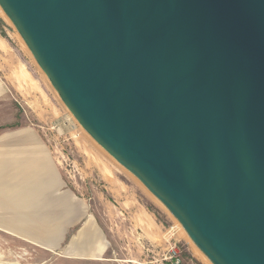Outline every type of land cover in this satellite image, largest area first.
Wrapping results in <instances>:
<instances>
[{"label":"water","instance_id":"95a60500","mask_svg":"<svg viewBox=\"0 0 264 264\" xmlns=\"http://www.w3.org/2000/svg\"><path fill=\"white\" fill-rule=\"evenodd\" d=\"M69 113L210 264H264V0H0Z\"/></svg>","mask_w":264,"mask_h":264},{"label":"crops","instance_id":"0c3cea01","mask_svg":"<svg viewBox=\"0 0 264 264\" xmlns=\"http://www.w3.org/2000/svg\"><path fill=\"white\" fill-rule=\"evenodd\" d=\"M50 85L21 39L0 31V249H4L1 242L19 249L60 247L61 231L83 222L84 232L68 243L69 254L86 245L91 247L88 260L103 261L111 246L110 236L105 234L103 240L99 235L101 226L91 203L83 199L81 215L61 227L60 206L73 212L79 206L73 192L64 187L54 146L48 141L53 105ZM36 119L44 127L38 126ZM83 143L81 149L90 158V169L99 171L102 179L107 176L119 200L123 220L116 233L124 239L120 241L124 251L132 243L139 251L159 242L166 244L171 233L140 203L136 191L140 187H130L122 180L92 138H84ZM46 239L51 242L46 244Z\"/></svg>","mask_w":264,"mask_h":264},{"label":"rangeland","instance_id":"374dc122","mask_svg":"<svg viewBox=\"0 0 264 264\" xmlns=\"http://www.w3.org/2000/svg\"><path fill=\"white\" fill-rule=\"evenodd\" d=\"M0 19L4 22L1 28L3 33L6 36L15 35L19 38L1 9ZM50 89L53 105L50 113L52 124L47 126V130L51 131L50 134L48 133V141L50 142L51 140L54 146L57 168L59 169L64 187H67V190L71 193L73 192L74 201L79 206V210L76 207L74 212L70 207L60 206L61 227L63 229L67 220L71 221L73 218L81 215L79 213L80 205L84 204L83 199H85L92 204V212L97 215L101 229H104L105 233L100 229L99 235L103 240L105 234L108 237L110 236L109 242L111 246L103 255V261L88 260L90 258L88 249L91 247H87L86 245L81 247V251L78 253L69 254L70 252H68L69 249L67 247L70 239L78 233L84 232L83 229L81 230L84 223L80 222L75 226L71 225L70 229L61 231L60 247L19 249L17 246L13 248L8 243L5 245V243L1 242L4 249H0V264H171L168 260H165L167 248L171 242L178 244L183 264H210L203 257L202 253L198 251L192 240H189L182 226H180L170 212L132 174L126 171L98 145L102 152L101 154L113 163L116 171H119L118 175L121 176L122 180L130 187H140V189H136L139 194L140 203L146 208L148 207L150 212L154 213L158 221L164 224L171 233L166 244L159 242L156 247L148 245V247H145V250L139 251L134 246V243H132L133 245H127L126 251H124V247L121 246L120 242L124 239L116 233L119 230L117 225L121 224L123 220L121 218L122 214H120L119 200L113 194L114 192L106 180L107 176H103L105 179H102V174L100 176L99 171L90 169V158H87L81 149L84 146L83 139L90 136L81 128L75 117L69 113L51 85ZM35 123L38 126L44 127V124L39 119H36ZM90 157H92L91 154ZM49 238L53 240L52 237ZM49 242L51 241L46 239V244ZM148 249L152 251H147Z\"/></svg>","mask_w":264,"mask_h":264},{"label":"built area","instance_id":"2783aa9c","mask_svg":"<svg viewBox=\"0 0 264 264\" xmlns=\"http://www.w3.org/2000/svg\"><path fill=\"white\" fill-rule=\"evenodd\" d=\"M165 260H168L171 264H183V258L181 250L178 248V244H173L171 242L170 246L167 248Z\"/></svg>","mask_w":264,"mask_h":264},{"label":"trees","instance_id":"16d2710c","mask_svg":"<svg viewBox=\"0 0 264 264\" xmlns=\"http://www.w3.org/2000/svg\"><path fill=\"white\" fill-rule=\"evenodd\" d=\"M3 24H4L3 20L0 19V31H1L2 33H3V31H2L1 28H2V25H3ZM3 34H4V33H3Z\"/></svg>","mask_w":264,"mask_h":264},{"label":"bare ground","instance_id":"6f19581e","mask_svg":"<svg viewBox=\"0 0 264 264\" xmlns=\"http://www.w3.org/2000/svg\"><path fill=\"white\" fill-rule=\"evenodd\" d=\"M87 135H88V133H87ZM184 230V229H183ZM185 232V231H184ZM186 234V233H185ZM203 255V254H202ZM203 257H204V255H203ZM204 258H206V257H204ZM207 259V258H206Z\"/></svg>","mask_w":264,"mask_h":264}]
</instances>
